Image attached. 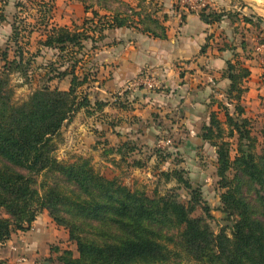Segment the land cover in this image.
Returning <instances> with one entry per match:
<instances>
[{
    "label": "trees",
    "instance_id": "obj_1",
    "mask_svg": "<svg viewBox=\"0 0 264 264\" xmlns=\"http://www.w3.org/2000/svg\"><path fill=\"white\" fill-rule=\"evenodd\" d=\"M37 1L42 20L39 27L44 33L39 45L48 50L63 52L71 46L84 50L83 42L95 45L104 39L105 31L120 28L135 27L140 33L165 38L166 17L157 15L159 7L154 16L138 12L152 0H136L134 8L126 6L127 13L118 9L113 13L106 10L108 14L91 11L90 18L72 28L55 24L52 6ZM83 3L88 11L87 3ZM6 5V0H0L2 22ZM202 17L214 23L222 16ZM12 33L16 39L14 27ZM261 43L264 44V37ZM15 47L11 57L5 52L0 59V246L11 241L17 242L13 243L17 247L37 215L46 212L76 247V256L70 250L58 254L54 259L57 264H168L182 256L196 264H264V153L250 152V142L254 141L248 129L251 119L244 117L240 106L245 92L243 83L250 76L246 67L239 62L226 64L224 76L230 82L226 95L234 103V114L230 116L221 107L224 122L212 113L200 133L202 141L215 149L219 175L234 171L233 183L224 186L226 190L220 198V211L226 217L229 234L224 229L215 233L203 217H192L200 205L196 191L191 192L187 205L172 196L149 198L123 185L118 178L101 176L90 159L72 164L58 161L53 141L64 124L81 109L89 114L91 105L84 90L91 75L79 74L74 65L57 74V80L70 76L66 91L46 85L25 101L15 103L7 84L8 75L25 76L24 70L31 64L30 59L24 62V52L17 41ZM105 105L96 102L94 107L100 111ZM223 126L238 137V156L234 160L228 144L217 143ZM243 141L247 144H241ZM122 148V155L135 151L127 144ZM130 166L142 167L136 161ZM160 177L166 181L175 179L185 189H191L180 171L162 172ZM249 191L254 192L255 200L249 199ZM202 211L209 217L207 207H202Z\"/></svg>",
    "mask_w": 264,
    "mask_h": 264
},
{
    "label": "crops",
    "instance_id": "obj_2",
    "mask_svg": "<svg viewBox=\"0 0 264 264\" xmlns=\"http://www.w3.org/2000/svg\"><path fill=\"white\" fill-rule=\"evenodd\" d=\"M40 1L54 5L51 14L60 20L57 25L72 28L73 24L68 25L67 19L81 18L83 21L91 17V11L85 10L83 2L99 0ZM120 1L132 6L137 4L136 0ZM238 1L243 6L236 5L235 0H205L206 8L202 11L179 17L173 7L175 0H157L160 10L157 15L166 17L164 39L140 33L135 27L105 31L101 45L90 51L94 55L95 64L91 69L94 72L85 87L87 91L97 93L100 99L91 100L88 93L89 116L81 123L72 121L76 124V132L73 133L75 149L81 154L92 153L93 158L102 163L115 167L128 163L130 168L139 170L130 166L134 161H141L138 158L141 152L137 148L158 150L159 141L172 140H159L160 134L169 133L174 135L173 141L176 142L165 147L168 154L174 145L173 151L185 163H193L197 160L196 149L200 155L209 151L210 160L205 162L210 161L214 168L215 149L202 141L200 133L203 126L208 125L212 113L220 120L224 115L223 107L230 116L234 114V103L228 101L226 95L230 85L224 76L228 62H239L250 71L249 78L243 83L245 92L240 103L244 113L254 112L264 117V102L261 105L259 100V96L264 97V80L260 78L264 73V63L248 56L252 47L255 50L258 39L264 37V16L257 13L255 18L248 17L249 14L244 12L249 2ZM209 14L221 15V20L210 23L202 17ZM244 18L249 21H244ZM255 19L259 21L253 22ZM237 29L239 34L243 29L245 35H239ZM253 30L258 31L257 35L249 39L247 34ZM142 74L154 78L158 87L126 91L127 86ZM96 102L106 105L98 111L94 107ZM96 138H102V142ZM125 144L134 147L135 151L122 155ZM148 160L154 164L163 163L155 153H151ZM185 170L190 172L191 169ZM42 215L47 224L37 217L17 245L21 253L25 252L26 257L23 256L27 264H36L39 255L56 241L61 244L57 243V248L49 251L48 258L54 260L58 256L57 250H67L59 248L68 241L67 233L56 228L45 212ZM13 243L17 242L8 241L0 247L9 248ZM15 258L17 261V255Z\"/></svg>",
    "mask_w": 264,
    "mask_h": 264
},
{
    "label": "rangeland",
    "instance_id": "obj_3",
    "mask_svg": "<svg viewBox=\"0 0 264 264\" xmlns=\"http://www.w3.org/2000/svg\"><path fill=\"white\" fill-rule=\"evenodd\" d=\"M156 1L157 0H152L149 4H143V7H140L138 12H147L153 14L154 16V13L158 8ZM6 2L7 5L2 9L5 21H0V59L1 54L5 52L10 57L12 56L13 52L16 50L15 42L17 41L18 46L23 49L24 62L28 59L31 60V64H28L24 70L25 76H22L20 73H12L8 75L7 84L11 89V98L15 103L25 101L32 92L46 85L49 87H57L59 90L66 91L69 87L70 76H67V78H64L63 80H57V74L67 71L69 67L74 65L79 74L83 72L88 75H92V72L94 71H91V69L93 70L95 61L93 60L94 55L93 53H90V51H93L94 48H98L102 41L97 42L96 45H93L88 41L83 42L82 44L84 46V50H78V48L72 46L67 47V49L63 52L43 48L39 45L40 42L44 40V33L41 31V27H39L41 26L40 24L42 21L39 19L40 16L38 13V10H40V3L37 0H6ZM247 2H249L250 5L245 6L246 10L244 13L247 15L249 14L248 17L250 16L255 18L257 13L264 14L262 11L264 8V0H247ZM235 4L243 6L242 2L238 0H235ZM50 5L54 7V5ZM86 6L88 7V11L97 12L99 14H108L106 13L107 11L113 13L117 9L127 13L128 6L133 8L135 7V5L132 6L120 0H100L95 3L89 2ZM102 6L105 7V10H102ZM235 16H238V14ZM235 19L238 20L239 18L236 17ZM53 20V22L59 24L60 20L55 19V17H53ZM66 21L68 25L72 23L76 26H79L82 22L81 18H70ZM253 22H256V19ZM12 27L16 29L17 40L13 37ZM243 31L244 30L242 29L240 34L239 31L237 33L244 36L245 33H243ZM257 32L258 31L256 30L249 32L247 34L248 38H255ZM254 41H256V39ZM248 56L250 58L252 56L254 59L258 57L253 47L251 48V51H249ZM261 57H264V51ZM1 66L3 65L0 62V73L2 72ZM262 68L264 70V67ZM260 78L264 80V73H262ZM84 92L90 94L91 100L100 99L94 91H87L85 89ZM259 100L262 105L264 97L259 96ZM240 106L242 107L241 104ZM78 113L80 115H77ZM87 116H89V114L86 113V109H81L72 117L70 121L64 124L60 135L53 141L55 147L54 155L58 161L65 164H72L77 162L79 159H90L93 169L101 176L109 179L113 177L118 178L123 185H126L131 190L142 192L149 198L172 196L176 201L183 205H187L190 202L189 200L192 198L191 192L196 191L200 194L198 199L200 205L196 207L192 217H203L206 223H208L210 229L215 233H217L220 229H224L226 230V233L229 234V225L228 223H225L226 217L220 211V198L226 190L224 189V186H230L231 182L233 183V170H229L223 176H220L216 163L214 168H212L213 166L210 161L205 162L206 159L210 160V154H208L209 151L208 153L200 155L197 149V160L193 163L192 161H186L185 163V161H183L182 158L178 156L175 151H173L174 145H172L170 149V154L166 152L165 147H157L158 150H151L150 148L143 147L137 148V151L141 152L140 157H138L141 160L138 162L142 165V167L139 168V170L141 169L140 171L130 168L127 165L128 163L118 164L116 167L107 163H102L99 159L95 157L93 158L92 153L89 155V152L87 151L86 153L83 152L84 154H81L78 152V149H75L76 137L73 133L76 132L74 131L76 124L74 123L77 121L81 123ZM244 117L251 119L248 129L251 134L250 137L254 141L250 142L252 145L250 152L254 155H260L264 153V117L254 112H247V114L244 113ZM173 121L175 120L173 119ZM70 122H72L74 126H72V124L70 125ZM221 122H224V117H221ZM155 123L157 124L158 121H155ZM159 124L162 125V123ZM160 135L161 136L158 138L159 140L164 138L170 140L172 139V143L176 142V140L173 141L174 135L171 136L169 133L166 135ZM220 136L221 138L217 139V143L221 144L226 142L228 144L230 158L234 160L236 156H238L236 152L237 147L239 146L237 141L238 137L234 133L231 135V132L226 128V126H223V131ZM96 140H100L102 142V138H96ZM241 144L245 145L247 142L243 141ZM151 153H155L158 158H161L163 163L159 162L158 164H154L150 162L148 158H150ZM132 160L133 159L129 160V163L132 162ZM158 165H160V167ZM162 168L164 169L163 173L180 171L182 173L183 180L190 186L191 189H185L183 184H178L175 179L166 181L164 178H161L160 174L162 172L160 171ZM170 169H172V171H170ZM185 169L191 170L188 172ZM155 171H157V173H154ZM40 181L41 178L38 179V183ZM247 195L249 196V199L255 200V194L253 191H249ZM204 206L208 208L209 217H206L203 214L202 207ZM42 213L38 214L37 217H39L40 220L44 219L45 224H47V221L45 217L43 218ZM46 216L48 217V215ZM57 243L58 242L56 241L54 244L48 245V248H46L41 255H39L38 259H36V264H57L54 260L48 258L49 251H53L57 248ZM58 244L61 243L59 242ZM62 244L63 245L61 247H58L62 248V250H70L74 256L77 255L76 247L73 243L65 241ZM59 253H62V251L57 250V254ZM23 254L25 256L24 251H22V253L20 251L13 252L10 247H0V264H20L15 260V257L16 255L19 257ZM11 259L15 261H11ZM27 262L28 261L26 259V261L21 264H27ZM168 264L196 263L182 256V258Z\"/></svg>",
    "mask_w": 264,
    "mask_h": 264
},
{
    "label": "built area",
    "instance_id": "obj_4",
    "mask_svg": "<svg viewBox=\"0 0 264 264\" xmlns=\"http://www.w3.org/2000/svg\"><path fill=\"white\" fill-rule=\"evenodd\" d=\"M173 7L177 11V15L181 17L185 13H197L202 11L206 8V2L205 0H175V3ZM264 51V44L261 43V39H258L256 45H255V52L256 55H258L257 59H260L264 63V57H261ZM158 87L157 82L154 80V78L148 76L147 74H142L134 82L129 84L126 88L127 90H130L132 88H147V89H153ZM170 145V141H159L157 143L158 148L166 147ZM10 249L13 252H18V248L14 246H10ZM26 261V258L23 255H20L17 259L18 263H23Z\"/></svg>",
    "mask_w": 264,
    "mask_h": 264
},
{
    "label": "bare ground",
    "instance_id": "obj_5",
    "mask_svg": "<svg viewBox=\"0 0 264 264\" xmlns=\"http://www.w3.org/2000/svg\"><path fill=\"white\" fill-rule=\"evenodd\" d=\"M263 16H264V14H263Z\"/></svg>",
    "mask_w": 264,
    "mask_h": 264
}]
</instances>
